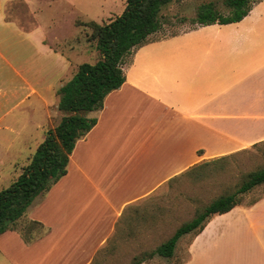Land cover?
Masks as SVG:
<instances>
[{"label": "crops", "instance_id": "1", "mask_svg": "<svg viewBox=\"0 0 264 264\" xmlns=\"http://www.w3.org/2000/svg\"><path fill=\"white\" fill-rule=\"evenodd\" d=\"M15 1L0 0V177L5 165L15 173L13 147H37L60 122L56 93L85 46L74 18L73 34L58 39L71 44L54 49L38 20L25 29L8 19ZM124 73L102 109L88 114L96 124L77 140L66 175L24 214L41 231L30 242L17 230L1 234L0 264H94L117 236L134 235L128 207L197 164L263 142L264 0L239 22L138 48ZM187 254L182 264H264V198L213 216Z\"/></svg>", "mask_w": 264, "mask_h": 264}, {"label": "trees", "instance_id": "2", "mask_svg": "<svg viewBox=\"0 0 264 264\" xmlns=\"http://www.w3.org/2000/svg\"><path fill=\"white\" fill-rule=\"evenodd\" d=\"M179 1L181 0H125L122 14L108 23L75 21L76 26L91 30L89 38L95 40L100 58L94 64L78 65L72 78L58 89L56 94L59 98L57 110L60 122L47 130L44 140L35 149L29 163L10 186L0 191V235L17 230L26 242H30L33 232L37 231L35 228H42L41 224L34 221L27 223L25 231L18 230L17 225L34 199L47 193L66 175L69 157L77 140L84 137L96 124V118L88 117V114L101 110L106 96L124 83L126 59L138 48L154 42L151 37L162 27V8ZM257 1L259 0H224L223 5L228 9L227 15L220 13L211 2L201 4L197 8L193 23L206 26L239 22L247 16ZM19 2L12 3L18 5ZM244 151L246 150L197 164L183 175L170 179L167 186L172 188L179 180L191 177V174H195V171L197 173L203 167L217 163L229 165L228 162L234 155ZM263 186L264 164L242 173L233 186L226 187L216 198L198 206L191 218L181 223L169 238L143 256L134 257L129 264H143L154 257L173 258L177 243L182 237L190 236L189 244L213 216L223 215L235 207L250 206L261 200L264 194L250 202H244L245 196ZM148 204L149 202L128 207L125 211L127 217L139 216L145 218L146 222L148 217L143 211L149 209ZM152 217L150 220L154 221Z\"/></svg>", "mask_w": 264, "mask_h": 264}, {"label": "rangeland", "instance_id": "3", "mask_svg": "<svg viewBox=\"0 0 264 264\" xmlns=\"http://www.w3.org/2000/svg\"><path fill=\"white\" fill-rule=\"evenodd\" d=\"M19 1L18 5L13 3L8 5V19L16 21L25 29L34 25L37 26L39 21V26L45 30L50 38L55 39L52 46L56 50L65 49L69 43L71 44L72 41L64 42L63 40L58 42V39L61 37L66 38V36L73 34L72 19L76 18L82 23L95 21L103 24L121 15L125 9V0H47L51 7L43 6L41 8L40 6L43 5L42 0H29L30 8L35 12V19L28 5L23 0ZM223 1L181 0L167 5L160 11L161 30L154 34L151 40H161L196 28L197 25H194L193 19L197 8L204 3H213L220 13L227 15L228 9L223 5ZM69 4L73 6L72 9ZM38 8L40 9L38 10ZM110 12L113 15L108 18ZM80 28L82 32L78 35L77 40L81 41L82 45L84 43L85 46H83L84 49L79 53L75 61L79 64H94L100 58L99 52H96V42L89 38L91 30L88 27ZM130 61L131 57H128L126 65ZM34 143L36 141H33L28 147H13L12 151H10L8 155H18L19 161L15 166V173L11 172L10 174L7 165L4 166L0 177V191L10 186L22 169L29 163L37 148ZM228 163L229 165L225 166L217 163L203 167L197 173L195 171V174H191V177L179 180L172 188L166 185L160 189L151 198L147 199L149 209L143 211L148 217L146 218L147 221L142 223V221H139V216L132 217L130 224L126 228L133 229L132 233L134 235L117 236L100 253L94 264H129L134 257L143 256L153 250L169 238L181 223L189 220L198 206L216 198L226 187L233 186L242 173L263 165L264 142L246 149L243 153L234 155ZM261 194H264V186L245 196L244 202H250ZM150 217L156 222L151 224L150 221L152 220H150ZM27 223L21 221L17 225V229L25 231ZM35 229L37 230L36 233L41 231L40 228ZM189 238L190 236H184L179 240L173 258L154 257L143 264H182L187 259Z\"/></svg>", "mask_w": 264, "mask_h": 264}]
</instances>
